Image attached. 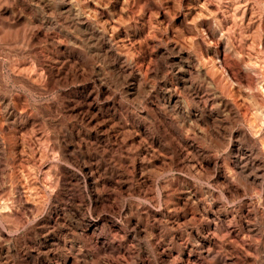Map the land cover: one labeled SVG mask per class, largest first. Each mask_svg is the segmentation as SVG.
Here are the masks:
<instances>
[{
  "label": "rangeland",
  "instance_id": "374dc122",
  "mask_svg": "<svg viewBox=\"0 0 264 264\" xmlns=\"http://www.w3.org/2000/svg\"><path fill=\"white\" fill-rule=\"evenodd\" d=\"M0 264H264V0H0Z\"/></svg>",
  "mask_w": 264,
  "mask_h": 264
}]
</instances>
